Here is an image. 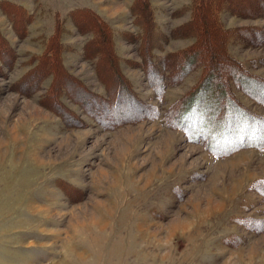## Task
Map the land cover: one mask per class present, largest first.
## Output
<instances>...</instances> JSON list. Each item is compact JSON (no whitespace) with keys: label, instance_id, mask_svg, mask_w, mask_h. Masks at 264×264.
I'll return each instance as SVG.
<instances>
[{"label":"rangeland","instance_id":"rangeland-1","mask_svg":"<svg viewBox=\"0 0 264 264\" xmlns=\"http://www.w3.org/2000/svg\"><path fill=\"white\" fill-rule=\"evenodd\" d=\"M133 2L0 0V34L10 47L7 62L0 61V264H264V147L217 156L175 127L170 119L202 67L162 90L152 88L139 68ZM9 3L23 10L17 9L15 27L4 12H10ZM150 3L167 37L160 55L193 42L170 35L188 20L190 0ZM82 9L113 30L130 94H117L110 70L101 66L112 97L99 107L89 93L64 92L58 100L68 110H61L47 96L52 76L25 94L17 82L60 26L68 74L88 92L107 96L96 61L83 55L91 35L74 26L72 16L88 20ZM221 20L229 28L264 27L262 17L228 11ZM213 41L208 52L220 54ZM227 49L250 73L264 77V46L231 40ZM231 89L246 110L264 116L263 103L235 85ZM117 96L122 103L114 105ZM141 110L154 116H135Z\"/></svg>","mask_w":264,"mask_h":264},{"label":"trees","instance_id":"trees-1","mask_svg":"<svg viewBox=\"0 0 264 264\" xmlns=\"http://www.w3.org/2000/svg\"><path fill=\"white\" fill-rule=\"evenodd\" d=\"M241 2L249 3L250 7L246 10L238 9V4ZM12 5L8 4L10 12L7 11V7L4 12L15 27L17 23L15 14L17 9L21 8ZM188 10V20L173 27L170 35L193 38V42L185 48L160 55L161 44L167 37L158 29L150 0H134L131 5L130 12L137 27L133 40L137 44L139 68L146 81L155 90H162L165 84L166 86L176 84L195 67H202L200 79L183 96L184 100L180 101L183 103L179 106L178 113L176 112L174 118L170 119L175 122V127L180 126L179 128L190 139L204 143L205 147L217 156L228 155L243 147H264V116L246 110L231 92L232 86L235 85L255 101L264 104V77L250 73L227 49L231 40H239L251 46H264V27L251 25L229 28L221 20V14L225 11L237 16L264 18V0H190ZM82 12L89 15L87 22H78L72 16L74 26L80 33L91 35L84 43L83 55L89 60L96 61L94 70L99 82L106 89L107 96L101 97L88 92L80 80L68 74L61 59L64 45L60 39L62 30L60 26H57L47 38L44 51L34 59V67L17 82L18 85H23L24 89L20 88L21 92L24 94L30 92L28 90L38 85L40 80L52 76L55 83L49 87L47 96L53 100V103L60 105L59 109L68 110L58 100L59 94L64 92L72 96L78 92L82 96L83 93L85 95L89 93L88 95H92L88 97L89 100L100 107L99 103L112 97L107 92L108 81L99 71L103 66V70L107 68L112 74L113 82L116 84L114 89L118 90L116 93L130 94L129 86L120 71L113 30L106 21L92 11L82 9ZM215 35L219 37L217 41H213ZM209 41H213L212 47H217L220 54L208 52ZM9 48V44L0 34V61L7 62ZM206 51L208 53L204 54ZM216 57H219V60H216ZM224 65L229 69H223ZM216 86L219 89H216ZM250 87L261 95L255 96ZM73 88L75 91L72 92ZM216 98L219 104L213 103ZM78 102L87 106L84 99H78ZM112 102L114 105L116 102L121 104L122 100L117 96ZM142 111L135 116H151ZM219 113H221L220 118ZM153 116L154 114L151 117Z\"/></svg>","mask_w":264,"mask_h":264}]
</instances>
